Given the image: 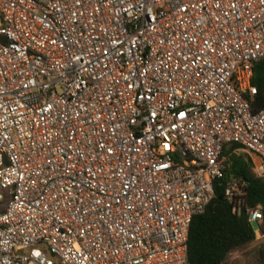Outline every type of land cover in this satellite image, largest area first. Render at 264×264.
I'll return each mask as SVG.
<instances>
[{"label": "built area", "instance_id": "built-area-1", "mask_svg": "<svg viewBox=\"0 0 264 264\" xmlns=\"http://www.w3.org/2000/svg\"><path fill=\"white\" fill-rule=\"evenodd\" d=\"M263 60L264 0H0V264H189L220 181L263 223Z\"/></svg>", "mask_w": 264, "mask_h": 264}, {"label": "trees", "instance_id": "trees-1", "mask_svg": "<svg viewBox=\"0 0 264 264\" xmlns=\"http://www.w3.org/2000/svg\"><path fill=\"white\" fill-rule=\"evenodd\" d=\"M257 95L251 102L252 113L264 109V60L257 64L252 81ZM239 147L232 145L225 150L230 158V175L246 183L250 208L262 207L264 215V178L255 171L252 158ZM258 228L264 234V220ZM256 240V229L249 216H237L225 198V181L218 182L215 197L204 214L194 218L189 235V264H226L233 252L243 249ZM264 264V256L262 258Z\"/></svg>", "mask_w": 264, "mask_h": 264}, {"label": "rangeland", "instance_id": "rangeland-1", "mask_svg": "<svg viewBox=\"0 0 264 264\" xmlns=\"http://www.w3.org/2000/svg\"><path fill=\"white\" fill-rule=\"evenodd\" d=\"M260 225H262V223H260ZM254 228L257 230L258 225L254 224ZM263 256L264 234L260 231L259 234L256 233V240L254 243L230 254L226 264H262Z\"/></svg>", "mask_w": 264, "mask_h": 264}, {"label": "snow or ice", "instance_id": "snow-or-ice-1", "mask_svg": "<svg viewBox=\"0 0 264 264\" xmlns=\"http://www.w3.org/2000/svg\"><path fill=\"white\" fill-rule=\"evenodd\" d=\"M37 255H39V253H37Z\"/></svg>", "mask_w": 264, "mask_h": 264}]
</instances>
